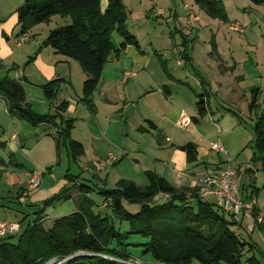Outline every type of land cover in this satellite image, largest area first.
I'll return each mask as SVG.
<instances>
[{"label": "crops", "instance_id": "obj_1", "mask_svg": "<svg viewBox=\"0 0 264 264\" xmlns=\"http://www.w3.org/2000/svg\"><path fill=\"white\" fill-rule=\"evenodd\" d=\"M100 1L104 7L106 0ZM229 23L230 26L236 21ZM113 34L119 38L118 43L120 44L121 38L116 32ZM132 47V45H126L117 55L112 53L109 56L103 67L99 83L87 103L82 100V92L80 95L76 94L75 97L67 96L63 100L67 103L65 111L61 114L63 119L71 120L72 125L74 122L76 124L70 131V138L80 143L84 150L83 156L74 162L80 163L82 159L89 157L87 161L83 162V168H91L95 159H101V156L105 157V152L111 146L109 144L114 145L113 148L119 151L127 152L125 149L127 147L131 148L129 153L133 174L122 171L121 174L129 175H118L117 181L125 180L135 183L136 180L142 181L138 175L143 174L146 180L143 185L137 186L144 188L148 186L146 173H149L163 178L176 188H189L190 180L203 177L210 171L206 166L209 148L205 142L215 136L219 138L220 133H226L231 128L240 127L237 114L228 110L230 118L227 119L224 117L225 114L214 111L209 105V80H205L199 73H195L188 49H167L166 54L170 59L169 57L165 59L158 49L152 55L148 53L146 56L139 46L135 47L136 52L130 49ZM19 51L21 50H16L15 47L0 38V63L10 67L7 69L5 77L21 86L24 104L34 115H54L57 113L59 104L63 102L60 101L56 104L54 99L51 101L46 99L41 87L47 82L56 81L58 88L55 92L57 93L61 87L67 89V86L73 87L78 84L82 90V83L86 76L73 60L57 54L50 47L43 46L42 49L33 47L24 54V57L31 58L33 56L32 59L28 61L27 65H24L21 72H18L17 63L11 58ZM210 51L211 55L217 53L215 47H211ZM141 56L143 57L141 58ZM112 57H114L113 60ZM171 58L175 59L176 68H170L168 60H172ZM218 59L217 55L213 60L217 61ZM214 65L208 62L207 67L214 72H217L214 67L223 71L224 67L220 64L214 62ZM30 66L33 70L28 68ZM128 70L129 72H127ZM176 71H178V75H175ZM124 73H131L132 76L123 81ZM263 80L262 77L261 87ZM216 84L214 83L215 86ZM197 95H202L206 104V112L202 117L198 115L196 107ZM119 102L122 103V108H120ZM194 118L197 119L196 123L193 121ZM77 121L81 123L80 128ZM221 122H223V127ZM58 127L59 125L53 127L47 123L33 126L25 119L11 116L0 99V173L2 166L11 164L20 170L19 174L25 177L24 187L19 190V193L23 191L24 204L21 207L26 206L23 207L26 211L23 212V220L16 221L14 218L12 219V213L15 214V211L0 202V222H9L19 226L25 217L29 216L30 220L31 211L43 210L41 224L46 229L55 219L77 211L83 199L88 198L91 188L81 185L83 176L71 178L68 173H65L58 181L47 180L43 184L41 182V186L36 190L28 191L26 189L31 171L52 164L55 159L57 160L58 154L59 160L60 150H64V148L60 147L58 153L55 146ZM177 130L180 132L178 133ZM187 131L190 132V135ZM200 132L204 134L202 141ZM186 143H192L196 147L197 157L193 163H187L185 153L180 149ZM225 152L232 154L229 148ZM125 154H120L118 161L123 159ZM228 154L227 163L230 162ZM65 155L69 160L66 152ZM214 167L216 170L231 169L219 159L218 164ZM87 172L85 181L95 180L99 187L112 188L117 182L114 181L112 186L108 187L107 178L100 176L103 173ZM104 173L106 174V172ZM41 176H43L42 173ZM1 177L2 175H0ZM240 178L237 177L236 180H240ZM62 190H67V193L61 200L42 207V202ZM246 194L247 191L244 195L240 194L243 200L252 196L258 207H264V194L260 195L257 188H250L249 194ZM10 204L12 205V203ZM103 205L106 207L105 203ZM46 210L50 212L49 215ZM261 229L264 236V222L261 224ZM237 230L244 234L242 241L247 243L246 248L252 250L255 243L251 238L254 234L258 236L257 233L248 232L244 227L237 228ZM236 234L241 238L238 233ZM128 249L126 250V254H130L128 258H136L142 264H160L153 261L149 254L131 255L132 253Z\"/></svg>", "mask_w": 264, "mask_h": 264}, {"label": "trees", "instance_id": "obj_2", "mask_svg": "<svg viewBox=\"0 0 264 264\" xmlns=\"http://www.w3.org/2000/svg\"><path fill=\"white\" fill-rule=\"evenodd\" d=\"M248 1L253 5L264 4V0ZM193 3L208 17L227 21L220 0H193ZM15 13L22 36L32 25L49 22L52 16L69 18L68 24L48 33L45 45L76 62L85 74L81 90L85 103L95 91L109 56L117 55L126 45L138 47L126 28L127 11L122 0H106L104 7L100 0H25ZM114 32L122 40L118 47L112 41ZM41 88L51 101L58 86L56 81H50ZM260 91L264 94V80L261 89L251 91L249 111L255 109ZM0 97L6 101L11 116L25 119L33 126L59 125L57 152L64 148L73 161L83 156L82 145L70 138L72 121L61 115L67 107L65 101L54 115H34L24 104L21 86L8 78L0 81ZM196 107L202 117L206 112L202 95H197ZM193 121L196 123L197 119ZM253 131V161L257 158L258 171L264 178V114L255 121ZM180 149L187 163L196 161L194 144L186 143ZM58 157L59 154L57 160ZM146 178L148 186L144 188L125 180L112 188L99 187L98 194L103 197L109 215L94 212L91 200L85 197L77 211L55 219L45 229L41 224L43 210L31 211L32 217L23 232L0 238V264H45L51 259L58 264H118L115 260L130 256L126 250L131 246L128 243L131 235L143 238L145 241L135 246L142 247L143 254H149L160 264H242V257L249 252L253 253L246 257L245 264H262L254 254L259 252L264 258L257 245L247 249V243L231 230L230 218L227 220L226 213L217 209L214 202L198 199L196 189L176 188L149 173ZM22 192L18 193L17 201L23 197ZM66 193L67 190L58 192L42 202V207L61 200ZM163 194L168 198L156 199ZM127 205H137L138 211L130 213ZM114 221L125 222L128 231L120 233ZM258 231L262 234L261 225Z\"/></svg>", "mask_w": 264, "mask_h": 264}, {"label": "rangeland", "instance_id": "obj_3", "mask_svg": "<svg viewBox=\"0 0 264 264\" xmlns=\"http://www.w3.org/2000/svg\"><path fill=\"white\" fill-rule=\"evenodd\" d=\"M24 1L0 0V38H3L12 47H15L16 50H21L11 58L17 63L18 72H21L24 65H27L28 61L33 57L31 55V58L24 57L25 52L33 49V47L42 49L43 46H46L45 40L51 30L69 23L68 17L62 15L52 16L49 22L32 25L26 34H24L26 36L25 40L17 46L22 35L19 34V27L15 25V11ZM221 1L227 19V21L225 20L226 22L208 17L204 11L199 10L194 5L193 0H122L127 11L126 28L134 36L140 50L144 51L146 56L148 53L152 55L158 49L161 56L164 55V58L168 59L169 55L166 54V51L170 49L176 50V48L180 50L184 48L188 49L189 55L192 57L191 63L195 73H199L203 79L209 80V105L214 111L225 114L224 117L227 119L230 118L228 110L237 114L240 127L231 128L226 133H220L219 138L215 136L205 142L208 148L210 143H220L225 151L229 148L232 153L217 154L209 150L206 157L207 170H216L214 166L218 164V159L221 162L224 161L231 167L229 170L236 172L235 180L237 177H241L240 180H236L241 195H244L246 191L249 194L250 188L253 187L259 190L260 195H263L264 178L260 171H258L257 158L253 161L254 150L251 147L254 139L253 125L257 118L264 114V94L261 91L259 92L254 110L249 111V104L251 101V90L253 88L261 89V80L262 77L264 78V5H253L248 0ZM185 5L189 6L199 18L197 30L190 28L185 23ZM231 21H236L238 28L241 30L240 32L232 31L228 28V24ZM112 41L118 47L119 38L116 34H112ZM211 47L216 48V54L213 53L211 55ZM130 49L136 50L134 46ZM217 55L219 59L214 61ZM113 58L111 59L113 60ZM171 59L168 60L170 68H176L175 59ZM208 62H211L213 65L214 62L220 64L224 67L223 71L217 67H214L217 72L211 71L207 67ZM123 67L125 68L124 64ZM28 68L33 70L31 66ZM7 69H10V67H6L0 63V81L6 78ZM175 75H178V71H176ZM214 83H217L216 86ZM80 93L81 86L79 84L73 87L67 86V89L61 87L58 93L55 92L53 99L57 104L67 96L75 97L76 94L80 95ZM119 105L122 108L121 102H119ZM56 121L57 123L59 122L58 120ZM76 123L80 125V128V121ZM73 125H76L75 122ZM221 125L223 127V122H221ZM177 132L179 133L180 131L177 130ZM187 133L190 135L189 131ZM200 135L202 141L204 134L200 132ZM109 145H111L109 150L105 152V157L101 156V159L111 154L116 161L105 171L107 175L103 172V175L100 176L101 178L106 177L107 185L111 187L114 181H117L118 175L128 176L133 173L129 153L131 148L126 147L127 152L124 150H120L122 151L120 152L113 148L114 145ZM120 154H125V156L118 161V158L121 156ZM227 154L230 160L229 163L226 162ZM87 159H82L80 163L70 159L67 160L65 151L61 149L59 160L55 159L52 164L36 169L40 174H43L41 176V179L43 178L41 180L42 184L47 180L58 181L65 173H68L71 178H79L84 173L81 185L91 188L88 198L93 204V211L109 215V209L103 205V197L98 194L99 185L97 181H85V177L88 174L86 169L88 167L83 168V162L87 161ZM19 171L15 165L11 164L2 166L0 173L2 175L0 178V202L4 203V206H10L15 211V214L12 213V219L14 218L16 221L23 220L22 215L24 216L23 212L25 211L23 209L24 206L21 207L24 204L23 198L20 197V201L16 199L20 188L24 187L25 184V177L20 175ZM122 171L129 172V174H121ZM12 175L14 177H11ZM138 176L142 178V181L136 180L135 183L137 184H134L143 185L146 180L144 175L140 174ZM208 201L213 202V199L210 197ZM126 209L130 213H135L138 211V206L127 205ZM46 212L48 215L50 214L49 211L46 210ZM28 217H25L24 221L19 223L17 234L24 231L25 225L29 221ZM225 217L227 220L230 218L227 214H225ZM48 221L50 220L48 219ZM114 226L120 233L128 231V225L125 222L119 223L118 221H114ZM231 230L234 233H238L241 239L244 240L242 238L244 234L237 230L235 224L231 225ZM251 239L264 256V244L261 239L255 234ZM13 241H15L14 238ZM144 241L143 238L137 235L130 236L128 243L131 246L128 247V250L132 253L131 255L140 256L142 254V247L135 245ZM248 256L249 253L244 254L241 259L242 264H245L244 261ZM255 256L264 264V258H261L259 252H255Z\"/></svg>", "mask_w": 264, "mask_h": 264}, {"label": "built area", "instance_id": "obj_4", "mask_svg": "<svg viewBox=\"0 0 264 264\" xmlns=\"http://www.w3.org/2000/svg\"><path fill=\"white\" fill-rule=\"evenodd\" d=\"M186 12V24L192 29H198L197 22L199 18L189 6H184ZM230 30L240 32L238 24L234 23L228 27ZM26 36H22L17 46L25 40ZM132 76L131 73L123 74V81ZM4 104L6 101L0 97ZM6 106V105H5ZM209 150L217 154L225 153L220 143H210ZM116 159L108 154L104 159H95L91 168L86 171L105 172ZM88 173V172H87ZM84 173L81 175L83 176ZM41 174L37 170L29 173L26 189L28 191L36 190L41 186ZM190 189H196V197L202 201L212 198L217 209L226 213L236 228L244 227L248 232L257 233L258 237L264 244V237L258 231L259 225L264 222V207H258L256 200L251 196L247 200H243L240 195L239 186L235 180V171L229 169L210 170L203 177L195 178L188 182ZM168 195H159L156 199H166ZM26 207V206H25ZM31 219V218H30ZM19 229L18 224L8 222H0V238L7 235H14ZM119 264H142L136 258L125 260H115ZM63 262V261H62ZM45 264H58L56 259H51Z\"/></svg>", "mask_w": 264, "mask_h": 264}]
</instances>
